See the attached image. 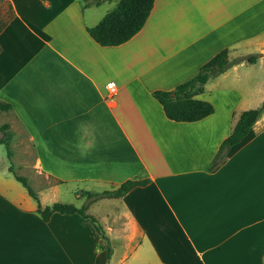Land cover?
<instances>
[{"label":"crops","instance_id":"0c3cea01","mask_svg":"<svg viewBox=\"0 0 264 264\" xmlns=\"http://www.w3.org/2000/svg\"><path fill=\"white\" fill-rule=\"evenodd\" d=\"M120 0H0V126L31 143L41 206L65 200L99 218L45 222L21 183L0 176V264H263L264 0H155L119 46L88 34ZM226 50L239 61L196 99L213 113L175 122L153 97ZM253 56L254 62L246 59ZM116 94L108 99L107 83ZM258 121L220 159L240 114ZM144 180L117 198L86 201ZM37 183V182H36Z\"/></svg>","mask_w":264,"mask_h":264},{"label":"trees","instance_id":"16d2710c","mask_svg":"<svg viewBox=\"0 0 264 264\" xmlns=\"http://www.w3.org/2000/svg\"><path fill=\"white\" fill-rule=\"evenodd\" d=\"M155 0H120L117 6L109 11L99 22L92 28H88L89 36L100 46L111 47L119 46L134 35H136L147 20L153 3ZM98 3L99 0H93ZM1 29V27H0ZM254 57L250 56L246 60L249 63L254 62ZM239 60H231L228 52L223 50L217 53L209 61L203 64L197 74L185 83L178 85L174 91H155L152 95L162 106L165 116L175 122H195L199 121L213 113V105L207 101L196 99L195 96L203 91V86L209 78L216 77ZM11 108L9 104L0 103L1 111H8ZM263 112L262 108L249 109L242 112L232 129L229 136L224 139L219 148V158L222 159L226 150L238 144L250 131L251 127L258 121ZM0 144L6 148V157L9 161L8 171L13 175L14 179L22 184L27 190L29 196L36 201L39 216L47 222L53 213L62 215L76 214L83 219L90 220L98 225L99 218L87 211V204H83L77 208L73 204L55 202L51 205L41 206L37 194L29 186L27 179L16 174L13 169L12 151L10 142L12 134L8 124L0 126ZM144 180H127L111 191H103L101 193H91L82 191L81 196L87 200L93 201L100 198H117L125 194L128 190L135 186H142ZM264 264V261H263Z\"/></svg>","mask_w":264,"mask_h":264},{"label":"rangeland","instance_id":"374dc122","mask_svg":"<svg viewBox=\"0 0 264 264\" xmlns=\"http://www.w3.org/2000/svg\"><path fill=\"white\" fill-rule=\"evenodd\" d=\"M6 15L7 14L5 13L4 15L0 16V27L7 19ZM239 58L240 56L236 55L232 57L231 60H238ZM248 79L250 81V86L255 89V86H257L255 82L257 81V79L264 80V76H261L259 73H252L251 77H248ZM10 133L12 134V139L10 142L12 158L10 160V163H12L13 169L15 170L16 174L25 177L29 186L33 190L34 185H41V187H43L54 184V181L52 179L45 178L44 175H37L36 173L29 171L30 165L34 162V153L27 136L23 132H12L10 130ZM7 164L9 167V161L6 157V148L4 145L0 144V176L13 179L12 176L7 172ZM70 188L71 187L69 186L61 188L62 192L66 196L63 198L78 206L79 201H75L73 199L74 197Z\"/></svg>","mask_w":264,"mask_h":264},{"label":"built area","instance_id":"2783aa9c","mask_svg":"<svg viewBox=\"0 0 264 264\" xmlns=\"http://www.w3.org/2000/svg\"><path fill=\"white\" fill-rule=\"evenodd\" d=\"M107 91H108V99H111V101L113 100L115 94H116V89H115V84L114 82H109L106 85Z\"/></svg>","mask_w":264,"mask_h":264},{"label":"water","instance_id":"95a60500","mask_svg":"<svg viewBox=\"0 0 264 264\" xmlns=\"http://www.w3.org/2000/svg\"><path fill=\"white\" fill-rule=\"evenodd\" d=\"M171 95H174V92H172ZM263 105H264V102H263Z\"/></svg>","mask_w":264,"mask_h":264}]
</instances>
